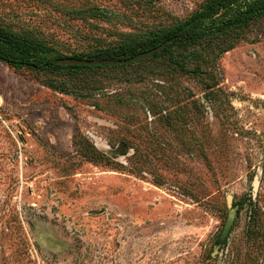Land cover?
Returning <instances> with one entry per match:
<instances>
[{
  "label": "rangeland",
  "instance_id": "1",
  "mask_svg": "<svg viewBox=\"0 0 264 264\" xmlns=\"http://www.w3.org/2000/svg\"><path fill=\"white\" fill-rule=\"evenodd\" d=\"M208 1L0 0V28L85 57ZM0 264H264V14L130 65L0 62Z\"/></svg>",
  "mask_w": 264,
  "mask_h": 264
},
{
  "label": "trees",
  "instance_id": "2",
  "mask_svg": "<svg viewBox=\"0 0 264 264\" xmlns=\"http://www.w3.org/2000/svg\"><path fill=\"white\" fill-rule=\"evenodd\" d=\"M263 14L264 0H209L202 8L195 10L184 20L176 21L168 27L151 31L137 40L133 38L125 39L120 46L111 52L85 57L75 56L70 57V59L122 60L123 62L120 65H130L132 64L129 61L130 58L142 52H147L167 40L171 39L172 41L160 52H156L152 56L153 58L170 54L172 47L180 50L187 49L203 40L222 36L257 19ZM39 47L27 39H20L17 35L0 28V62L10 68H27L34 71H76L103 67L62 65L59 64L60 57H49L43 54L42 49H39ZM244 206L250 212L247 232L252 233L261 225V214L249 198L238 205L237 212ZM228 229H224L221 240L227 235Z\"/></svg>",
  "mask_w": 264,
  "mask_h": 264
},
{
  "label": "water",
  "instance_id": "3",
  "mask_svg": "<svg viewBox=\"0 0 264 264\" xmlns=\"http://www.w3.org/2000/svg\"><path fill=\"white\" fill-rule=\"evenodd\" d=\"M171 39L167 40L163 43H161L159 46L147 51V52H142L132 58L129 59L130 62H137V61H142L148 58H151L156 52H160L162 49H164L169 43H171ZM123 61L122 60H87V59H70V58H63L59 60V64L66 65V66H79V65H84V66H114L121 64ZM232 215L229 216V220L226 223L225 229H228L229 225L232 222Z\"/></svg>",
  "mask_w": 264,
  "mask_h": 264
}]
</instances>
